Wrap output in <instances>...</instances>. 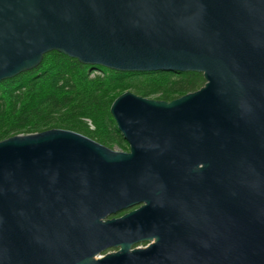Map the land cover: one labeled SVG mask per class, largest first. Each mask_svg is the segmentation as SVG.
<instances>
[{"label": "water", "instance_id": "1", "mask_svg": "<svg viewBox=\"0 0 264 264\" xmlns=\"http://www.w3.org/2000/svg\"><path fill=\"white\" fill-rule=\"evenodd\" d=\"M50 52L204 85L0 141V264H264V0H0V82Z\"/></svg>", "mask_w": 264, "mask_h": 264}, {"label": "trees", "instance_id": "2", "mask_svg": "<svg viewBox=\"0 0 264 264\" xmlns=\"http://www.w3.org/2000/svg\"><path fill=\"white\" fill-rule=\"evenodd\" d=\"M203 85L199 73H122L50 52L37 68L0 82V141L61 129L127 151L109 111L119 95L170 102Z\"/></svg>", "mask_w": 264, "mask_h": 264}, {"label": "rangeland", "instance_id": "3", "mask_svg": "<svg viewBox=\"0 0 264 264\" xmlns=\"http://www.w3.org/2000/svg\"><path fill=\"white\" fill-rule=\"evenodd\" d=\"M114 150H115V151H121L118 147H116ZM128 151H129V148H128L127 151H122V152H128ZM141 246L144 247V245H141Z\"/></svg>", "mask_w": 264, "mask_h": 264}]
</instances>
